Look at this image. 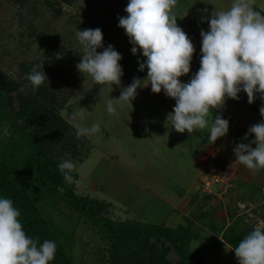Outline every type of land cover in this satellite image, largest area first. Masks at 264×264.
<instances>
[{
	"label": "rangeland",
	"instance_id": "rangeland-1",
	"mask_svg": "<svg viewBox=\"0 0 264 264\" xmlns=\"http://www.w3.org/2000/svg\"><path fill=\"white\" fill-rule=\"evenodd\" d=\"M209 2L177 0L174 10L183 16L177 18L178 25L184 29L183 23H187L198 29L200 12L210 13L211 17L214 10H227L232 4V0ZM127 3L128 0H75L71 5L63 3L57 13L58 5H48L46 0H0V69L16 75L23 62L32 63L33 69L43 64L44 72L55 78L61 89L60 99L66 100L60 113L75 131L70 112L73 107L88 108L81 124L99 123L100 131L77 137L81 152L74 162L78 177L73 181L80 194L106 201L110 218L164 222L171 226L186 223L189 218L197 228L206 231L207 224L194 215L213 207L218 224H223L226 215L230 218L225 220L226 225L229 222V226L247 232L250 226L259 224L257 217L264 214V205L263 209L259 204L230 208L225 200L227 195L220 194L218 186L203 188L201 180L196 179L200 172L194 162L198 149L205 145L208 129H201L200 134L197 130L191 134L167 133L162 121L173 110L174 98L163 90V96L155 94L148 85L138 89L133 105L114 101L116 112H107L109 99L118 98L121 88L128 86L133 77L147 75V69L140 71L138 63L146 57L131 52L133 45L125 30L118 26L119 17L127 15ZM254 7L264 12V0H255ZM97 27L103 31L105 47L111 44L123 56L122 84H114L113 91L110 85L95 84L90 75L85 77L76 67L83 54L76 38L77 28ZM194 54L198 56L197 49ZM231 100V105L238 107L237 101ZM158 104L162 109L156 107ZM157 110L160 122L158 118L147 117ZM203 196H208L209 201L204 203ZM192 197L196 200L193 204ZM238 209L253 217L249 215L248 222L239 219L243 216ZM78 235L77 264H102L96 253L105 239L87 225L79 227ZM215 246L212 239H201L191 245L192 250L199 249L200 256L206 252L203 264H224L215 254L219 253ZM212 252L214 255L209 254ZM177 257L175 252L171 253L173 260Z\"/></svg>",
	"mask_w": 264,
	"mask_h": 264
},
{
	"label": "clouds",
	"instance_id": "clouds-1",
	"mask_svg": "<svg viewBox=\"0 0 264 264\" xmlns=\"http://www.w3.org/2000/svg\"><path fill=\"white\" fill-rule=\"evenodd\" d=\"M176 3L177 0H128L127 15L119 17L118 26L128 35L133 45L131 52L146 57L138 63L140 71L147 69V75L133 77L128 86L121 88L118 98L107 101L106 110L109 114L116 112L114 101L133 105L138 89L150 84L154 93L163 90L176 101L167 114L166 126L190 134L207 128V143L211 145L229 132L230 121L216 111L228 98L239 99L243 91L249 103H254L258 95L264 100V12L254 7L255 0H232L227 10H214L210 18L203 17L209 28L201 29L200 67L185 82L180 77L191 72L196 47L177 23V18L183 16L176 14ZM76 38L83 48L77 69L85 77L90 75L95 84L110 85L112 91L114 84L120 86L123 56L113 45L105 47L102 29L77 28ZM25 75L34 91L48 80L43 64ZM20 91H24L23 86ZM87 111L79 106L70 112L77 137L100 131L99 123L81 124ZM259 111L264 117V104ZM251 134L255 137L250 143L235 145L236 161L249 169L264 168V120L250 126L243 139ZM57 166L71 183L74 161L65 159ZM20 216L13 200L0 196V264H50L56 255V242L44 240L38 244V238L26 234ZM232 248L239 264H264V229L255 227Z\"/></svg>",
	"mask_w": 264,
	"mask_h": 264
},
{
	"label": "trees",
	"instance_id": "trees-1",
	"mask_svg": "<svg viewBox=\"0 0 264 264\" xmlns=\"http://www.w3.org/2000/svg\"><path fill=\"white\" fill-rule=\"evenodd\" d=\"M74 1L46 0L58 5L57 13L63 3ZM32 70V63L26 62L16 75L0 69V196L13 200L29 237L38 238V244L56 242L50 264H77L75 248L83 225L105 239L96 253L102 264H203L199 249L192 250L194 241L212 239L219 245L224 239L234 247L247 235L233 225L226 227L223 220L218 224L213 207L194 215L207 224L206 231L189 218L176 226L110 218L106 201L76 190L75 169L71 183L60 172L59 162L65 158L75 162L81 152L76 131L60 113L66 100L60 99L55 78L47 75L48 80L34 91L25 75ZM208 198L203 196L204 203ZM191 202H196L194 197ZM172 252L177 259L171 258Z\"/></svg>",
	"mask_w": 264,
	"mask_h": 264
},
{
	"label": "crops",
	"instance_id": "crops-1",
	"mask_svg": "<svg viewBox=\"0 0 264 264\" xmlns=\"http://www.w3.org/2000/svg\"><path fill=\"white\" fill-rule=\"evenodd\" d=\"M256 9L260 10L258 8ZM203 13H204V17L207 16L210 18V13H206L205 11L200 12L201 19H199L200 21H197L198 29L195 28L194 30L193 25L183 23L185 32L192 39L197 49V53L199 52L198 56L197 54L193 55V60L191 64V72L189 74H186L180 77V79L185 82L189 81L191 76L200 67V55H201L200 48L202 45L201 29L206 30L207 28L208 30L209 28L208 21L202 19ZM155 94H160L161 96H163L162 91L159 93H155ZM239 96H240L239 99L228 98L224 106L216 110L218 113H222L224 118L230 121L229 132L226 136L218 138L217 141L211 145H208L207 137L205 138V145H203L202 148L198 149L197 158L195 157L194 163L199 168V172H200L197 175L196 179L200 181L201 175L209 167L213 165H219L222 167L224 173L227 175V178L230 184V188L226 194L227 196L225 199L226 201L229 202L228 204L229 207L230 208H233L236 206L242 207V206H245L246 204H254L256 206L259 204L261 205L260 208L263 209L264 168H259V169L247 168L245 165H243L239 161H236V157H235V153L233 149L237 143H240V142L250 143L254 139L255 134H251L247 140H244L243 137L248 132V129L250 126L264 120V117L260 115V111H259L261 105L264 104V100H262L258 95L254 103H249L247 94L246 92H243V91L239 94ZM162 98L165 99V97H162ZM162 98L159 99V102L162 101ZM231 99H233V101L235 100V102L237 101L238 107H235V106L233 107L231 105V102H232ZM156 107L158 109H162V107L159 106V104ZM157 108H155V110ZM157 112L158 110L152 114L147 115V117L154 118L155 120L156 118H158V121L160 122L161 117L157 116ZM214 112H215L214 109L211 110L209 120H211V116L214 115ZM164 118L165 119L164 121H162V126L165 127L166 129L165 131L167 133H170V132L176 133V130L171 128V126L169 127L166 126L165 124L166 117ZM201 131L202 130H199V131L197 130L198 134H200ZM252 146L255 147V144H253ZM237 211H239V214H242L241 216H243V217H239V219L244 218L245 221L247 222L249 220V215L250 216L253 215V214L243 213L244 210L242 209H238ZM257 211H259V209ZM232 216L233 215H231V217ZM257 219L260 222L258 225L255 224L254 227H260L263 229L264 228V214L260 213ZM222 220L230 221V218L225 215V217L222 218ZM229 225H230L229 222H227L226 227ZM254 227L250 226L249 230L246 233H249L250 231H252ZM222 241H223L222 243L214 247L215 248L214 250L219 251V253H215V254H217L219 259H221L224 262V264H239L238 258L235 255L234 248H232V246L228 244L224 239H222ZM228 247L232 249H229ZM203 253L204 254L202 258L205 263V257L207 256V254L204 251ZM209 254L214 255L213 252ZM211 264H214V263H211Z\"/></svg>",
	"mask_w": 264,
	"mask_h": 264
},
{
	"label": "built area",
	"instance_id": "built-area-1",
	"mask_svg": "<svg viewBox=\"0 0 264 264\" xmlns=\"http://www.w3.org/2000/svg\"><path fill=\"white\" fill-rule=\"evenodd\" d=\"M201 184L205 190H210L212 186H218V191L220 194L226 192L229 187V180L222 168L218 165L209 167L202 175H201Z\"/></svg>",
	"mask_w": 264,
	"mask_h": 264
}]
</instances>
